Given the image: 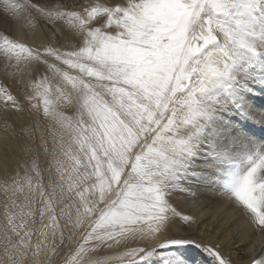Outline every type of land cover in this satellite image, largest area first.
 I'll use <instances>...</instances> for the list:
<instances>
[{"label":"snow or ice","instance_id":"6c2138e0","mask_svg":"<svg viewBox=\"0 0 264 264\" xmlns=\"http://www.w3.org/2000/svg\"><path fill=\"white\" fill-rule=\"evenodd\" d=\"M33 10L70 43L0 31V56L28 77L22 98L0 82V107L28 117L22 162L0 181V264H156L158 249L186 243L232 264L171 227L193 223L181 207L191 178H212L251 143L246 121L264 123V105L240 91L242 60L264 52V0H0L6 18ZM231 177L224 195L264 232V149Z\"/></svg>","mask_w":264,"mask_h":264},{"label":"rangeland","instance_id":"374dc122","mask_svg":"<svg viewBox=\"0 0 264 264\" xmlns=\"http://www.w3.org/2000/svg\"><path fill=\"white\" fill-rule=\"evenodd\" d=\"M30 2L32 4L47 5L49 7L65 6L79 8L81 4L87 5L94 2V0H30ZM99 2L103 3L105 0H99ZM32 17H35V28L29 27V21L32 19ZM18 21L20 25L18 24ZM31 29L36 32L37 41L34 43L28 42L30 39V33L32 31ZM18 30L20 31L18 32ZM0 31L11 35L17 40L26 41L33 46L51 42L54 46L59 47L61 45H67L70 43V41L66 38L58 39V37L61 36L59 22L53 26L44 17L39 16L35 10L32 11L30 16H26L25 19L19 20L6 18L3 12L0 11ZM27 36L28 39H26ZM241 63L243 65V71L246 72L247 75L242 80L243 87L240 89V91L247 92L248 96L252 97V101L255 100L259 102V106L264 105V52L245 57ZM5 72L7 74H5ZM13 72H15V70L8 66L7 61L3 56H0V82L5 83L15 95L22 98L25 93V85L23 81L26 79L22 80L20 77L15 78V76H10L14 75ZM249 84L251 88L256 87L261 91L260 100H257V94H254L248 88L247 85ZM229 115L235 114L229 113L226 116ZM27 120L28 117L26 113L22 115L16 114L14 112L7 113L2 107H0V181H2L6 175L12 174L18 163L22 162L23 152L21 150V146L24 143V138L21 134V128L26 125ZM246 124L250 126L249 136L251 137V143L242 145L235 153L230 156V158L224 159L218 164H222L223 167L227 168V171L221 174L222 181H224L226 186V191L228 190V185L232 178L231 174L237 171L243 173L249 166L251 158L264 149V124L260 123L259 121L253 122L251 120L246 121ZM190 182L195 183V188L193 190L195 199H189L190 202L194 203L195 207L193 209L197 212L209 214L211 210H209L208 207L199 205L200 195L197 193V190L200 191V188L205 187V185L202 184V180L198 177L191 178ZM215 191L217 192L218 190ZM5 202V192L3 188L0 187V230H2L4 226L3 209ZM228 204L230 207L237 210L230 201ZM228 210L229 208L225 207L220 212L224 217V221L222 222V224L225 226L224 229L228 225H233L235 223L233 230L235 232H239L245 238L253 239L257 236L264 235V232L260 231L259 229H255L254 226H251L246 218L243 222L236 223L240 216H230ZM177 231H180L179 226L175 227L173 225L171 227V232L176 233ZM195 238L197 240H204L205 242L216 244L215 241H210L205 237L203 238L201 236H196ZM260 240V242H262L263 238H260ZM216 245L220 246L221 252L232 262V264H238V262L245 261V255L237 254L238 256L233 257L231 254V249L228 246H223L222 244L218 243ZM158 252L161 255L160 257L154 258L156 264H160L161 260L164 258H182L183 264H215L214 259L210 254L206 253L193 243L174 244L168 248L158 249ZM256 258L260 259V257ZM0 259H2V254H0Z\"/></svg>","mask_w":264,"mask_h":264},{"label":"bare ground","instance_id":"6f19581e","mask_svg":"<svg viewBox=\"0 0 264 264\" xmlns=\"http://www.w3.org/2000/svg\"><path fill=\"white\" fill-rule=\"evenodd\" d=\"M18 24H19V21H18ZM19 31L20 30H18V32ZM29 37L30 39L28 40V42L30 43H34L37 41L36 32L34 30L31 31ZM26 39H28V36ZM6 72L5 74H7ZM10 76H15V78L20 77L22 80L28 78L27 76L21 77L19 74L10 75ZM247 86L254 94H257V100H260L261 91L257 89L256 87L251 88L250 84ZM250 103L255 104L259 107L258 101L250 100ZM227 118L228 116H225V119ZM226 171H227V168L223 167L222 164H220L214 169V175L212 176V178L201 179L203 182L202 184H204L205 187L200 188L201 189L200 191L197 190V193L200 195L199 205H203V207H208V209L211 210L209 214L195 211L193 209L195 207L194 203L190 202L189 199L186 202L181 204V207L184 208L185 215L191 214V216L193 217V223L188 228L179 229V230L181 234H184V235H192L194 237L201 236L203 238L204 237L208 238V240L210 241L211 240H213V242L215 241L216 244L218 243V244H222L223 246H228L231 249V254L233 255V257H236L240 254L245 255L244 257L245 261L238 262V264H246L247 261L251 257H260V258L264 257V252H262V248H264V235L257 236L253 239L245 238L239 232H235L233 230V226L235 225V223L233 225H228L224 229L225 226L222 224V222L224 221V217L220 212L225 207L229 208L228 213L230 216H235V215L240 216L239 220L236 223L243 222L245 219V217H243L239 211L230 207V205L228 204L229 199L224 195L226 191V186L224 184V181H222L221 174ZM215 190H218V191L216 192ZM175 200L185 201V197L177 196L175 197ZM174 226L178 227L179 225H174ZM260 238H263L262 242H260L261 241Z\"/></svg>","mask_w":264,"mask_h":264}]
</instances>
